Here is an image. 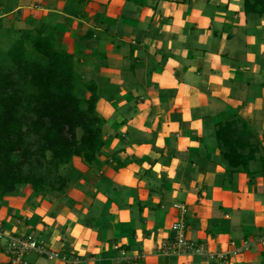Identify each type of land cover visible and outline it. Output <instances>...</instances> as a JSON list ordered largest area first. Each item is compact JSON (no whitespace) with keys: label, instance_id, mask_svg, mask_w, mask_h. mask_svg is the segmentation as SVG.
<instances>
[{"label":"crops","instance_id":"obj_1","mask_svg":"<svg viewBox=\"0 0 264 264\" xmlns=\"http://www.w3.org/2000/svg\"><path fill=\"white\" fill-rule=\"evenodd\" d=\"M245 3L0 0V36L48 27L97 85L106 122L100 165L75 158L65 192L23 186L0 200L8 234L58 253L17 264H264V11L247 13ZM235 114L261 145L248 171L232 174L216 135ZM179 220L202 253L163 251ZM8 248L6 239L0 264H13Z\"/></svg>","mask_w":264,"mask_h":264},{"label":"trees","instance_id":"obj_2","mask_svg":"<svg viewBox=\"0 0 264 264\" xmlns=\"http://www.w3.org/2000/svg\"><path fill=\"white\" fill-rule=\"evenodd\" d=\"M245 5L247 13L264 11V0ZM18 34L4 55L8 64H0V200L23 186L35 194L65 192L72 161L98 166L106 145L99 89L79 73L76 56L58 48L44 25ZM80 88L90 96H80ZM216 137L232 174L248 171L261 144L247 123L235 114ZM60 170L66 175L54 178Z\"/></svg>","mask_w":264,"mask_h":264},{"label":"built area","instance_id":"obj_3","mask_svg":"<svg viewBox=\"0 0 264 264\" xmlns=\"http://www.w3.org/2000/svg\"><path fill=\"white\" fill-rule=\"evenodd\" d=\"M177 209L185 216L187 208L184 205L177 206ZM172 230L176 233L173 241L164 244L163 251L167 254H188V253H202L203 247L192 241L187 240L185 236L186 225L184 220H179L172 226ZM9 239V252L12 255L13 264H17L21 259L32 252H37L41 255L47 256L49 259L58 258V253L49 251L43 244L35 241L31 237L17 238L8 234L2 225H0V248L1 243Z\"/></svg>","mask_w":264,"mask_h":264},{"label":"clouds","instance_id":"obj_4","mask_svg":"<svg viewBox=\"0 0 264 264\" xmlns=\"http://www.w3.org/2000/svg\"><path fill=\"white\" fill-rule=\"evenodd\" d=\"M224 2L227 3V0H224ZM164 7H165V9H167L168 5L165 4ZM148 15H152L151 11H149ZM165 15H166V16H168V15H172V13L166 11V12H165ZM175 15H176V21H175V22L178 23V24H180L181 22H180V19H179V17H180V12H179V10H177V12H176ZM195 15L199 16L200 13L197 12V13H195ZM218 18H222V17H218ZM207 23H208V21L205 20L203 26H206ZM213 67L215 68V64L213 65ZM211 81H212V82H215V83H220V82H221V81H220L219 79H217L216 77H212V78H211ZM184 94L187 95V90H185ZM179 103H180V101L178 100V101H177V104H179ZM183 119H184L185 121H190V119H191V117H190V115H189V112H188L187 110H185L184 113H183ZM191 127H192L193 129H198V128L200 127V122H193V123L191 124ZM172 130H178V125L175 124V123H173V124L171 125V129H169L168 131H172ZM188 142H189L188 139L185 138V139L183 140V143L180 145V147L183 148V146H184L185 144H187ZM139 151H143V152L147 153V152L149 151V148L144 147V148L139 149ZM177 163H178V161H173V166H175ZM145 167L147 168L148 165H145ZM160 168H161V166H160L159 164H157L155 170L158 172V171H160Z\"/></svg>","mask_w":264,"mask_h":264},{"label":"rangeland","instance_id":"obj_5","mask_svg":"<svg viewBox=\"0 0 264 264\" xmlns=\"http://www.w3.org/2000/svg\"><path fill=\"white\" fill-rule=\"evenodd\" d=\"M17 39H18V36L16 35V33L15 34L9 33L3 37L0 36V64L2 65V67L8 64V62H6V59H5L6 56H4L6 51L16 42ZM47 167H51V164L50 165L48 164ZM66 173L67 172L65 171L61 172V170L59 172L57 171V173L54 174V178L57 174L66 175ZM51 179H52V175H51Z\"/></svg>","mask_w":264,"mask_h":264}]
</instances>
